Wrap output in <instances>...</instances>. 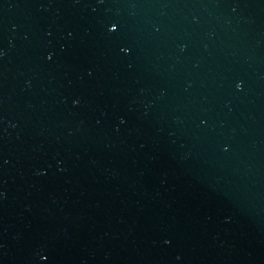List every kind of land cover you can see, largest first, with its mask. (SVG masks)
<instances>
[{"label":"water","instance_id":"95a60500","mask_svg":"<svg viewBox=\"0 0 264 264\" xmlns=\"http://www.w3.org/2000/svg\"><path fill=\"white\" fill-rule=\"evenodd\" d=\"M0 264H264V0H0Z\"/></svg>","mask_w":264,"mask_h":264}]
</instances>
